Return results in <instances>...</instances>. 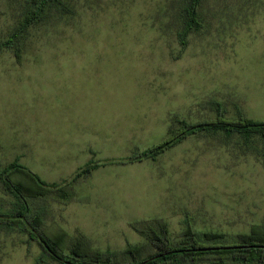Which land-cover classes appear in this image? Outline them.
<instances>
[{"label": "rangeland", "instance_id": "rangeland-1", "mask_svg": "<svg viewBox=\"0 0 264 264\" xmlns=\"http://www.w3.org/2000/svg\"><path fill=\"white\" fill-rule=\"evenodd\" d=\"M60 1L69 13L47 8L22 36L19 60L0 52V170L15 160L32 172L39 160L44 171L60 163L42 149L40 135L50 130L53 106L67 90L180 100L186 123L215 121V104L223 119L264 122V0H201L202 27L187 36L184 49L176 33L185 0ZM25 13L23 0H0V40ZM197 137L201 146L184 142L159 158L161 169H150L163 174V192L140 185L130 197L120 195L110 184L129 181V172L95 173L66 188L68 198H29L30 209L47 236L66 235L65 252L82 237L87 249L110 252L121 263L130 260L127 246L140 247V257L155 251L133 225L167 224L174 243L187 223L228 235L264 227V142L254 137L244 144L217 132ZM146 171L133 174L140 184L152 183L141 177ZM19 180L32 186L27 177ZM13 202L0 188V210L8 212ZM41 254L17 229H0V264H36Z\"/></svg>", "mask_w": 264, "mask_h": 264}, {"label": "trees", "instance_id": "trees-1", "mask_svg": "<svg viewBox=\"0 0 264 264\" xmlns=\"http://www.w3.org/2000/svg\"><path fill=\"white\" fill-rule=\"evenodd\" d=\"M201 0H185L179 14L180 30L176 38L182 49L186 47L187 36L202 27L198 19L197 9ZM26 13L12 33L0 40V52L9 50L14 58H21V38L27 28L42 20L45 10L55 7L62 13L69 11L60 0H23ZM69 13V12H66ZM217 117L215 121H200L186 123L172 120L179 125V129H170L166 138L151 148L132 153L128 158L119 163L140 162L146 159H155L158 155L170 149L179 140L198 133H219L224 137L238 136L244 144L251 143L254 137L264 142V122H256L239 116L237 120L223 119L221 107L215 104ZM98 167L95 162H90L82 168L69 182L58 186L46 184L30 169L20 165L17 160L0 170V188L14 199L12 208L8 212L0 210V229H17L25 234L29 240L35 241L42 250L36 264L53 262L56 264H264V227L253 225L248 233L228 235L214 231H194L189 223L181 234V239L174 243L170 238L167 224L158 221L143 223L144 225L132 228L155 251L146 256H141V248L127 246L123 254L129 261L121 263L115 260L112 253H100L87 249L85 240L80 237L64 251L66 235L60 232L52 237L47 236L41 228V218L34 214L29 206L28 199L38 196L57 195L68 198L71 195L66 188L81 177H86ZM27 177L32 186H26L19 177ZM18 178V179H17ZM156 224V225H155ZM86 245V246H85ZM235 247L229 250H208L212 248Z\"/></svg>", "mask_w": 264, "mask_h": 264}, {"label": "crops", "instance_id": "crops-1", "mask_svg": "<svg viewBox=\"0 0 264 264\" xmlns=\"http://www.w3.org/2000/svg\"><path fill=\"white\" fill-rule=\"evenodd\" d=\"M64 92L66 98L53 106L55 111L50 130L40 135L44 144L42 149L60 161L51 168H44L45 171L40 160L36 162L34 173L46 184L58 185L64 180H70L93 161L98 167L89 175L114 171L122 176L121 173L129 172L132 178L129 181L118 177L110 184L120 195L125 192L130 197L139 191L140 185L152 192H163V174L150 172V169H161L163 164L158 163L159 158L165 157L170 151L181 149L187 141L194 147L201 146L198 142L200 136L198 138V134H193L179 140L153 160L119 163L132 153L145 151L160 143L170 129H179V125L172 120H184L181 112L186 110V105L183 103L181 106L180 100L170 98H114L85 89ZM200 121L194 118L189 123ZM36 153L37 159L41 154L39 149H36ZM29 158H34V155L31 154ZM65 169L69 171L63 173ZM140 169L149 170L142 172L141 177H150L152 183L140 184L139 175L136 176Z\"/></svg>", "mask_w": 264, "mask_h": 264}, {"label": "water", "instance_id": "water-1", "mask_svg": "<svg viewBox=\"0 0 264 264\" xmlns=\"http://www.w3.org/2000/svg\"><path fill=\"white\" fill-rule=\"evenodd\" d=\"M233 248H235V247L212 248V249H208V250H212V251H214V250H219V249H222V250H229V249H233Z\"/></svg>", "mask_w": 264, "mask_h": 264}]
</instances>
